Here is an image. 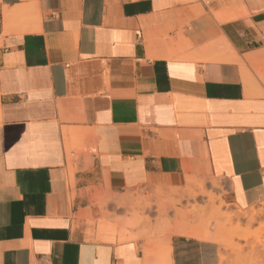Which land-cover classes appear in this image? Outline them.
<instances>
[{
  "label": "crops",
  "instance_id": "0c3cea01",
  "mask_svg": "<svg viewBox=\"0 0 264 264\" xmlns=\"http://www.w3.org/2000/svg\"><path fill=\"white\" fill-rule=\"evenodd\" d=\"M263 73L264 0H0V264H222L177 210L264 201Z\"/></svg>",
  "mask_w": 264,
  "mask_h": 264
},
{
  "label": "rangeland",
  "instance_id": "374dc122",
  "mask_svg": "<svg viewBox=\"0 0 264 264\" xmlns=\"http://www.w3.org/2000/svg\"><path fill=\"white\" fill-rule=\"evenodd\" d=\"M258 77L264 85V73ZM260 91L264 96V91ZM185 195L186 207L177 212L181 219L193 222L194 228L187 235L203 240L198 236L207 234L218 243L222 264H264V201L248 210H239L226 204L221 194L206 192L202 185ZM182 200L178 201L180 205ZM259 212L262 214L255 217ZM164 218L168 224L170 220Z\"/></svg>",
  "mask_w": 264,
  "mask_h": 264
},
{
  "label": "bare ground",
  "instance_id": "6f19581e",
  "mask_svg": "<svg viewBox=\"0 0 264 264\" xmlns=\"http://www.w3.org/2000/svg\"><path fill=\"white\" fill-rule=\"evenodd\" d=\"M261 214H262V213L259 212L258 214H255L254 216L257 217V216H259V215H261ZM218 216H219V215H218ZM250 216H251V215H250ZM211 231H212V230H211ZM204 235H205V234H204ZM214 235H215V234H214ZM258 235H259V234H258ZM261 236H262V235H261ZM227 237H228V236H227ZM208 238H209V236L206 235V236H205V239H208ZM260 238H261V237H260ZM260 238H259V239H260ZM262 238H263V237H262ZM224 239H225V238H224ZM217 244H218V243H217ZM230 246H231V245H230ZM229 249H230V248H229Z\"/></svg>",
  "mask_w": 264,
  "mask_h": 264
}]
</instances>
